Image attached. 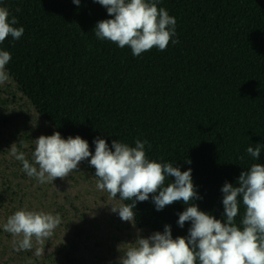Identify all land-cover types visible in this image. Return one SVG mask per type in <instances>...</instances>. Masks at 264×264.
<instances>
[{"label":"trees","instance_id":"1","mask_svg":"<svg viewBox=\"0 0 264 264\" xmlns=\"http://www.w3.org/2000/svg\"><path fill=\"white\" fill-rule=\"evenodd\" d=\"M157 3L176 18L172 39L179 42L134 56L129 47L96 37L97 22L113 17L94 0L79 6L73 0H0L9 18H18L15 26L25 29L18 40L9 36L0 43L11 54L9 80L0 84V225L20 209L63 213L57 194L34 191L39 182L10 154L11 107L24 100L51 131L65 139L81 136L93 154L97 137L109 146L146 140L149 159L192 169L194 202L226 222L223 185L238 186L241 172L264 163V147L259 159L246 151L264 146V0ZM15 144L32 162L27 141ZM90 159L80 165L98 179ZM186 207L181 201L157 210L150 194L136 203L135 226L151 235L171 225L174 238L187 236L191 222L183 228L177 223ZM244 211L241 201L237 226ZM59 233L54 230L36 257L15 251L14 237L0 227V264H91L76 254L77 245L51 239Z\"/></svg>","mask_w":264,"mask_h":264},{"label":"clouds","instance_id":"2","mask_svg":"<svg viewBox=\"0 0 264 264\" xmlns=\"http://www.w3.org/2000/svg\"><path fill=\"white\" fill-rule=\"evenodd\" d=\"M107 9L110 19L97 22L95 35L100 40L129 47L134 56L157 48L165 50L176 35L177 20L166 8L158 7L157 0H94ZM79 6L81 0H73ZM20 9L17 8V12ZM10 17V10L0 6V43L11 36L18 40L25 29L18 18ZM11 60L7 50H0V84L9 80L6 66ZM95 152L89 142L77 135L67 139L59 131L41 135L34 140L33 161L26 158L14 143L11 156L20 161L27 176L39 183L67 178L80 163L91 157L89 164L98 178L96 188L107 193L109 200L117 197L119 204H111V211L120 219L136 225L137 202L152 201L157 210L175 202H183L186 209L179 214L178 225L191 222L187 236L173 237L171 225L144 237L137 232L132 242L117 246L122 254L118 264H264V163H253L241 172L238 186L226 182L222 187L225 220L200 210L194 202L199 198L192 177V169L182 171L173 163H161L146 155V140L137 139L135 146L113 140L95 138ZM27 147V145H24ZM150 147V145H149ZM261 146H249L247 153L259 159ZM114 149V150H113ZM243 159V157H241ZM174 178V179H171ZM241 201L245 208L241 226L235 218ZM59 214L43 210L20 209L8 216L0 227L11 234L13 249L33 251L36 257L44 254L45 241L60 225Z\"/></svg>","mask_w":264,"mask_h":264},{"label":"rangeland","instance_id":"3","mask_svg":"<svg viewBox=\"0 0 264 264\" xmlns=\"http://www.w3.org/2000/svg\"><path fill=\"white\" fill-rule=\"evenodd\" d=\"M0 90H4L0 88ZM15 126L12 128L14 142L27 141V148L35 150L34 140L41 135H52L46 122L32 109L28 101H20L11 107ZM97 179L88 176L79 165L67 178H57L53 182L37 183L34 191L47 190L48 194H57L59 207H63L58 237L51 239L58 244L59 239L77 245L78 256H84L91 264H118L117 258L122 254L117 246L124 242H132L137 232L144 237L149 236L145 229L134 227L132 222L122 221L118 213L111 211V204H119L120 200H109L107 193L96 188ZM33 206L38 203L32 200ZM58 209L57 205L52 207ZM59 213V215H61Z\"/></svg>","mask_w":264,"mask_h":264}]
</instances>
